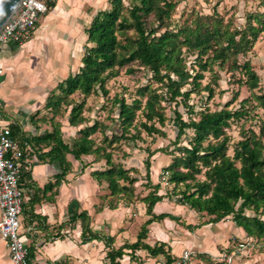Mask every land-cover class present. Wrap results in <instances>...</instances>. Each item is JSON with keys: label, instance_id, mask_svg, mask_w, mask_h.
I'll use <instances>...</instances> for the list:
<instances>
[{"label": "trees", "instance_id": "16d2710c", "mask_svg": "<svg viewBox=\"0 0 264 264\" xmlns=\"http://www.w3.org/2000/svg\"><path fill=\"white\" fill-rule=\"evenodd\" d=\"M124 1L130 0H110L109 9L96 12L85 29L86 42L92 46L85 48L81 67L77 73L57 84L55 89L61 96L53 94L47 97L45 108L54 114L60 105L70 107L68 122L71 126L87 124L78 131L77 140L71 147L64 144L59 127L55 124L50 133L29 142L50 146V150L43 155L67 169L70 165L66 161L68 154L81 163L83 156H93L94 163L104 161L106 169L91 172V177L98 182L105 181L110 195H120L130 202L134 198L133 188L138 180L130 177L129 169L114 162V153L121 148V143L142 141L143 133L147 137H166L162 130L166 117L161 104L166 101L174 103L170 121L175 138L170 144L175 146V150L169 154L172 160L164 170L168 173L172 190L159 195L160 184L152 185L150 182V158L164 150L145 148L146 183L143 186L150 191L140 201L146 205V213L151 218L139 233L138 241L129 248L136 250L145 247L152 256L162 254L166 264H171L172 260L162 245L149 248L142 243L146 226L150 223L165 218L174 220L168 214H152L153 206L165 197L175 199L176 204L188 207L200 218L207 217L198 225L187 226L190 230L231 217L234 225L242 228L248 237L264 241V219L261 218L264 215V122L258 133L253 130L242 132L241 140L231 147V137L226 131L249 114L246 109L249 99H241L236 110L228 109L232 100L215 111L205 108L195 112L194 105L188 103L194 93H206L207 100L214 97L211 84L202 87L201 80L205 72L210 73L215 81L219 79L214 71L215 66L219 70H225L227 66V72L238 73L243 77H240L238 84L251 93L258 89L259 78L255 70L248 60L240 63L239 57L244 56L262 31L261 17L264 14L248 17L245 26L238 30L224 25L214 15L209 18L196 17L190 25L170 30L169 22L178 0H131L128 8H125ZM149 19L156 23L154 28L149 27ZM250 20H254L257 26ZM128 30H133L134 37H125L121 42L117 36H125ZM191 57L192 60L189 59ZM135 66L149 72L151 81L161 84L165 93L161 95L158 90H151L148 83L137 89L136 97L130 102L123 95H114L110 99L111 107L116 108L118 113L116 118H105L109 124L95 119L92 125H88L89 120L82 116L84 103L67 100L75 94L84 98L101 94L106 98L109 93L106 82L115 78L118 70L124 67L127 73H134L132 67ZM185 86H190V89L183 91ZM252 99L255 106L251 110L260 109L264 113V94H252ZM180 104L187 110V121L177 110ZM194 114L197 117L190 118ZM11 129L15 134L17 128ZM97 134L101 136L100 139L93 138ZM182 139L186 145L178 146ZM19 143L21 146L28 144L24 139ZM66 171L63 169L60 177ZM23 175V179H28L26 171ZM79 218L83 223V238L88 235L89 239L94 238L86 224L87 216L81 213ZM122 254V249H110L107 253L108 264H119ZM205 261V264H219L208 259Z\"/></svg>", "mask_w": 264, "mask_h": 264}, {"label": "crops", "instance_id": "0c3cea01", "mask_svg": "<svg viewBox=\"0 0 264 264\" xmlns=\"http://www.w3.org/2000/svg\"><path fill=\"white\" fill-rule=\"evenodd\" d=\"M89 1L57 0L40 18L33 38L23 45L16 46L10 43L0 51L2 69L0 106L7 118L12 120L7 113L15 111L19 94L11 79V73H6L7 66L11 69L15 66L14 62L8 60L7 54L19 55L21 52L23 59L24 52L34 51L37 44L43 41V35L46 38L52 37L58 42L61 40L69 42L71 40L69 30L73 26H80L79 20L83 11L87 10V5H90ZM59 36H64L66 39H60ZM83 36L86 37L85 29ZM75 73H69L57 84ZM30 97L28 96V102L23 106L28 116L27 120H12L14 122L12 127L17 128L15 134L12 133V137L15 140L24 139L28 142L26 159L30 168L26 170L28 179H23L24 175L21 179L23 202L19 230L21 239L28 248V264H108L107 253L110 249L123 250L119 264H166V258L162 254L152 256L145 247L136 250L129 248L138 241L139 233L151 218L146 213V205L140 201L147 196L150 189L141 195L139 200L127 202L120 195H110L105 181L98 182L91 177V172L106 169L104 161L94 163L93 156H83L81 163L68 154L66 161L70 164L69 169L62 167L57 161H49V157L43 154L50 150V146L43 143L38 145L39 143L29 140L50 133L56 123L52 119H39V116H35L41 106L33 105L34 103L31 105ZM46 101L47 98H44V108ZM33 107L36 108L31 112ZM83 112L82 116L89 120L88 125H92L94 120L83 115ZM68 120L69 112L65 120L66 124L59 130L63 143L71 147L77 140L78 131L87 124L71 126ZM93 138L98 139L96 135ZM170 161L165 166H168ZM63 169L67 171L63 177H60ZM150 182L152 185L157 184L152 178ZM159 191V195H165L160 194ZM81 213L88 218L86 224L95 236L92 239L88 238L89 235L86 238L82 236L83 223L79 218ZM152 214L155 216L168 214L174 220L165 218L150 223L146 226L142 243L149 248L162 245L166 255L172 260L171 264H175L177 258L186 250H191L194 254L192 264H205L208 258H212V261L215 259L216 263H223L219 251L223 248L219 245L222 244L228 249L229 242L226 239L230 235H236L242 239L241 241L250 243L253 240L243 229L234 225L231 217L216 224L190 230L187 226L200 223L198 215L167 197L153 206ZM246 248L236 252L237 258L235 261L233 258L232 264H264V252L248 256ZM229 249V253H232V245ZM0 264H11L6 244L1 239Z\"/></svg>", "mask_w": 264, "mask_h": 264}, {"label": "rangeland", "instance_id": "374dc122", "mask_svg": "<svg viewBox=\"0 0 264 264\" xmlns=\"http://www.w3.org/2000/svg\"><path fill=\"white\" fill-rule=\"evenodd\" d=\"M130 3L131 0L124 1L125 8H128ZM88 4L90 5H87V10L83 11L82 18L79 20L80 26H73L72 29L69 30V35H71V40L69 42L64 40L58 42L53 40L52 37L46 38L43 35V41L38 43V46L36 45L37 48L34 46V51L24 52L25 56L23 59H21L23 56L21 52L19 55L14 53L7 54L8 60L14 62L15 66L12 69L7 66L6 73H11V79L14 82L15 89L19 92L15 111L7 113L12 120H27L28 116L25 113L23 106L28 102V96H31V105L34 103L33 105L41 106L35 116H39V119H52L61 129L66 124L65 120L68 117L70 107L60 105L58 112L54 114L52 110L43 107V99H46L53 94L61 96L54 87L69 73L72 74L78 72L81 67V58L85 53V48L92 46L91 44H87V37L83 36V29H86L89 26L91 17L94 13L110 8V0H90ZM260 14H264V0H178L176 9L172 13L169 22V29L176 30L183 25H190L191 21L196 17L209 18L214 15L220 18L224 25L227 24L230 28L238 30L245 26L248 17L250 18L253 15ZM261 20L263 21L262 31L258 33L257 39L252 46L247 49L244 56L239 57L240 63L248 60L252 65L253 70H255L259 78L258 89H255L251 93V91H248L245 86H240L238 84V80L243 78L238 73L227 72V66H225V70H219L215 66L214 71L217 73V76H219V79L215 81L210 73L205 72L204 79L201 80L202 87L207 83L211 84L215 93L214 97L207 100L206 93L200 92L198 94H192L188 99L189 105H194L195 112H199L205 108L210 111L220 110L224 107L225 103L230 102L231 100L232 102L228 109L236 110L239 108L241 99H249V103L246 104V109L249 110V114L240 121L233 123L226 131L231 137V147L241 140L242 132L253 130L258 133L259 128L264 122V113L262 110H251L252 106H255L252 94H264V15L261 17ZM148 22L150 23V28L156 26V23H153L151 19H149ZM250 22L254 26H257L254 20H250ZM151 23H153V25ZM162 31L163 29L159 30L158 33ZM134 34L133 30H128L125 36L119 34L117 37L123 42L125 37L133 38ZM33 36L34 34L31 38H33ZM59 38L66 39L64 36H59ZM189 59L192 60L193 58L191 57ZM132 68L135 70L134 73H127V68L124 67L118 70V74L115 78H111L106 82V89L109 92L106 98L102 97L101 94L90 95L87 98L75 94L69 96L67 100L76 102L77 104L83 102V115L92 120H103L106 124H109L105 118H107V116L116 118L118 113L116 108L113 109V107H111L110 99L114 95H123L125 96V99L130 102L136 97L137 89L148 83L150 84L151 90H158V93L161 95L165 93L161 84L151 81V75L149 72L136 66ZM187 68L190 70L188 65ZM189 89L190 86H185L182 90L185 91ZM161 105L166 117V122L162 128L166 133V137H147L143 133L141 136L142 141H130L127 144L121 143V148L118 149V151H115L113 156L116 164H120L125 169H129L130 177H135L138 180L133 188L134 198H132L130 202L139 200L141 195L148 192V188L143 187V185H145L144 160L147 157L144 152L145 148H149L150 150H164V152L155 153L150 158V178H152L154 182L160 183V194L170 193L172 190V186L168 183V177L166 178V175L163 173L166 168L165 164H168L169 160H172V157L169 154L175 150V146L170 144L175 138L174 127L170 121L174 109V103L166 101ZM34 108L36 107H33L32 110H27L34 112ZM177 110L182 114L183 119L187 121L189 116L186 108L180 104L177 107ZM196 117L197 116L194 114L190 118L194 119ZM156 126L159 127L158 125ZM96 137L100 139L99 135H96ZM185 145L186 141L182 139L178 146ZM231 147L229 149V154L232 153ZM170 200L174 201L175 199L171 198ZM247 214L252 215L249 212H247ZM261 218L264 219V215ZM205 220H207V217H199L200 223ZM226 240L229 242V247L228 249H225L222 244L219 245L220 248H223L219 249L221 253L228 254L230 246L240 242H243L244 245H246V255L248 256L250 254L251 256L259 255L264 252L263 240L256 241L253 239L250 243L249 241H241V238L233 234ZM233 258L235 261L237 257L234 256ZM208 260L212 263H216L215 259L212 261V258H208Z\"/></svg>", "mask_w": 264, "mask_h": 264}, {"label": "built area", "instance_id": "2783aa9c", "mask_svg": "<svg viewBox=\"0 0 264 264\" xmlns=\"http://www.w3.org/2000/svg\"><path fill=\"white\" fill-rule=\"evenodd\" d=\"M57 0H22L13 15L0 29V51L10 43L22 45L35 33L40 18L49 6ZM2 69L0 67V76ZM14 122L7 118L0 106V239L6 244L11 264H27L28 248L22 241L20 216L23 193L21 179L30 168L26 159L28 146L20 145L12 137ZM166 178L168 173L164 172ZM243 242L232 244V253H221L220 258L226 264H232L237 251L244 249ZM194 254L184 251L175 264H192Z\"/></svg>", "mask_w": 264, "mask_h": 264}, {"label": "water", "instance_id": "95a60500", "mask_svg": "<svg viewBox=\"0 0 264 264\" xmlns=\"http://www.w3.org/2000/svg\"><path fill=\"white\" fill-rule=\"evenodd\" d=\"M22 0H0V29L13 15Z\"/></svg>", "mask_w": 264, "mask_h": 264}]
</instances>
